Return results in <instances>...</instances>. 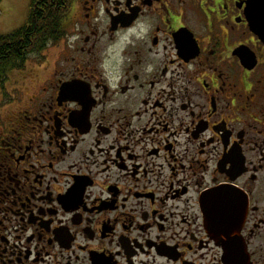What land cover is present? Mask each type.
<instances>
[{
  "label": "flooded vegetation",
  "instance_id": "af4514ba",
  "mask_svg": "<svg viewBox=\"0 0 264 264\" xmlns=\"http://www.w3.org/2000/svg\"><path fill=\"white\" fill-rule=\"evenodd\" d=\"M246 8L68 0L63 36L0 84V264H264Z\"/></svg>",
  "mask_w": 264,
  "mask_h": 264
},
{
  "label": "trees",
  "instance_id": "16d2710c",
  "mask_svg": "<svg viewBox=\"0 0 264 264\" xmlns=\"http://www.w3.org/2000/svg\"><path fill=\"white\" fill-rule=\"evenodd\" d=\"M68 0H31L26 23L0 35V84L21 68L28 56L58 41L63 36V19Z\"/></svg>",
  "mask_w": 264,
  "mask_h": 264
},
{
  "label": "rangeland",
  "instance_id": "374dc122",
  "mask_svg": "<svg viewBox=\"0 0 264 264\" xmlns=\"http://www.w3.org/2000/svg\"><path fill=\"white\" fill-rule=\"evenodd\" d=\"M31 0H0V35L9 34L25 25ZM30 58L33 61H39V54H32ZM41 60V59H40ZM29 63L26 69L30 68ZM19 72H15L17 74ZM22 74V72H21ZM12 95V94H11ZM8 95L0 97V120L4 116L3 104L9 101ZM5 110V109H4Z\"/></svg>",
  "mask_w": 264,
  "mask_h": 264
},
{
  "label": "water",
  "instance_id": "95a60500",
  "mask_svg": "<svg viewBox=\"0 0 264 264\" xmlns=\"http://www.w3.org/2000/svg\"><path fill=\"white\" fill-rule=\"evenodd\" d=\"M246 17L249 22L251 30L264 42V0H246ZM212 204V205H211ZM207 204V217L209 220H213L214 216V204L211 202ZM217 204V203H215ZM219 205V204H217ZM228 258H231L232 254L227 252Z\"/></svg>",
  "mask_w": 264,
  "mask_h": 264
}]
</instances>
